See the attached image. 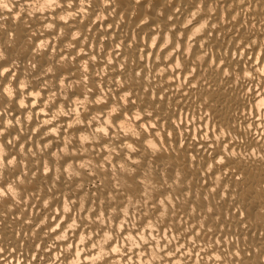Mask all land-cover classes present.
<instances>
[{
  "label": "clouds",
  "instance_id": "clouds-1",
  "mask_svg": "<svg viewBox=\"0 0 264 264\" xmlns=\"http://www.w3.org/2000/svg\"><path fill=\"white\" fill-rule=\"evenodd\" d=\"M141 3L0 0V264H264V0Z\"/></svg>",
  "mask_w": 264,
  "mask_h": 264
},
{
  "label": "bare ground",
  "instance_id": "bare-ground-1",
  "mask_svg": "<svg viewBox=\"0 0 264 264\" xmlns=\"http://www.w3.org/2000/svg\"><path fill=\"white\" fill-rule=\"evenodd\" d=\"M121 3L122 4L126 3V0H121ZM145 3H147V0H145ZM145 3H141L139 5L138 16L145 14ZM162 4H163V0H152L151 11L147 12V14L152 17V19L148 25H145L144 31H149L151 26L156 23H159L163 29L167 28L168 24L166 21V16H167L168 11H170V9L165 8L164 16H156V10L160 8ZM16 31H17V47L9 49L8 53L9 55L18 56L21 63H23L24 60L28 58V52L23 49V44H24L27 29L24 28L23 26H18ZM181 43L183 42L181 41ZM217 46H219L218 42H217ZM37 61L40 65H44L48 63L47 54L37 57ZM216 102H217V107L222 117H224L225 119L228 118L231 110H234L241 106V100L239 98V93L235 92L232 89H229L227 92L221 89L216 95ZM253 104L255 105V108L252 107ZM248 111H249V114H251L253 111H255L257 114H259L261 111H264V98H261V96L258 95L254 101H251L249 103ZM184 115L186 118V122L189 124L191 123V121H195L197 119V117L195 115H192L191 113H185ZM208 126H209L208 122L205 121L202 125L205 132H207ZM198 127L200 126L198 125ZM191 132H192L193 139H195L197 136V128H192Z\"/></svg>",
  "mask_w": 264,
  "mask_h": 264
}]
</instances>
